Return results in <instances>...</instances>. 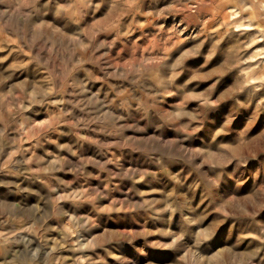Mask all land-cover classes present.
<instances>
[{"label": "rangeland", "instance_id": "obj_1", "mask_svg": "<svg viewBox=\"0 0 264 264\" xmlns=\"http://www.w3.org/2000/svg\"><path fill=\"white\" fill-rule=\"evenodd\" d=\"M0 264H264V0H0Z\"/></svg>", "mask_w": 264, "mask_h": 264}]
</instances>
